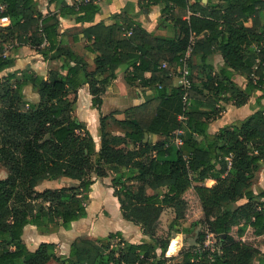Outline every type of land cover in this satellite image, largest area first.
Instances as JSON below:
<instances>
[{"label":"trees","instance_id":"16d2710c","mask_svg":"<svg viewBox=\"0 0 264 264\" xmlns=\"http://www.w3.org/2000/svg\"><path fill=\"white\" fill-rule=\"evenodd\" d=\"M35 1L0 0V19H9L7 25L0 23V71L15 66V58L6 53L9 42L12 49L28 45L45 60L59 61L47 79L29 68L0 78V164L8 172L0 179V264H169L170 237L154 233L163 204L174 209L176 226L185 224L177 233L205 223L222 240L219 252L182 249L178 264H255L256 256L264 264V186H252L264 166V109L215 134L207 130L217 116L216 104L238 107L248 100L230 70L246 76L249 90H264V0H222L227 2L223 6L210 0H140L141 7L164 4L161 32L166 35L132 22L91 24L82 33L86 49L96 55L94 71L64 46L58 16L90 22L99 9L95 0H47L57 13L46 14L35 8ZM191 35L190 105L185 108L171 72ZM215 49L224 65L211 79L207 56ZM120 67L127 84L149 87L153 97L128 108L122 121L99 112L96 151L86 125L73 116L77 90L88 85L92 105L100 111V95ZM105 72L108 77L95 78ZM27 87L38 94L37 104L23 98ZM109 119L123 135L107 130ZM179 130L182 144L177 146L173 137ZM145 133L161 139L144 140ZM106 168L114 173L110 187L122 218L139 226L149 241L130 242L117 252L111 240L122 232L114 231L95 240L76 237L65 256L57 257L52 243L28 249L22 240L26 225L54 232L86 216L91 186L106 176ZM215 172L214 185L201 184ZM58 177L76 184L35 190L40 180ZM237 198L246 202L233 208ZM204 237L198 233L196 242L201 245Z\"/></svg>","mask_w":264,"mask_h":264},{"label":"crops","instance_id":"0c3cea01","mask_svg":"<svg viewBox=\"0 0 264 264\" xmlns=\"http://www.w3.org/2000/svg\"><path fill=\"white\" fill-rule=\"evenodd\" d=\"M65 1L68 4H76L81 0ZM139 1L140 0H95V3L98 5L99 9L90 22L78 21L76 20L75 15H66L64 17L58 16V32L64 34V46L71 49L74 54L86 61L88 71H94L96 67L94 58L96 55L87 50L85 47L87 42L82 33L85 27L98 22H102L105 25H110L113 23L122 25L126 22H132L134 25L140 26L148 32L159 33L163 31L165 27L161 26V21L163 19L161 9L164 7V4H153L141 7L139 6ZM142 1L145 2L146 0ZM188 2H200L206 4L207 0H188ZM210 3H214L219 6L227 4V2L222 0H210ZM34 6L42 14H46L49 10L57 13L53 5H47V0H36ZM161 33V35H166L163 34V32ZM11 49V47L6 46V53L15 58V66L7 70L0 71V78L5 76L10 71H19L24 68H29L35 74L47 79L48 77H51L52 71H56L58 69V60H45L40 53L28 45H22L18 48ZM207 64L213 67V74H211V79H213L215 78L213 77L214 74H216L224 65V60L221 56V53L216 49L213 50V52L207 56ZM230 71L233 74L231 80L241 91L248 94V100L245 104L238 107L232 102H219L216 104L215 107L221 104V108L223 109L219 116H216L209 121L207 127L209 134H215L220 128L225 126H235L244 121L255 111L264 109V90H259L257 88L249 90L247 88L246 76L236 73L232 70ZM125 74V68L120 67L117 77L112 83L105 87L104 92L100 95L102 99L100 111L94 108L92 105V96L89 92L88 85L85 84L77 90L76 102L74 103L73 107V116L77 117L86 125L94 141L96 151H98L100 148V139L97 132L99 125V112L104 115L111 114L114 119L122 121L125 119V111L128 108L138 106L153 97V91L149 87L131 86L127 84L124 78ZM108 76L109 72L97 73L95 78L102 80ZM111 133L114 135H123V130L119 128L117 129V132ZM147 135L150 141L154 140L153 142L161 139L152 134ZM7 174L8 172L6 168L0 164V179L5 178ZM75 184V181L65 177H58L56 179H43L37 183L35 190L42 191L44 189H56L73 186ZM101 184L98 183L97 178H95V181L91 186L89 198L86 200V216L80 218L77 221H73L69 229L66 230L61 227L54 232H43L37 230V228L33 225H26L23 229L22 240L25 242L27 248L30 250H35L40 243H52L54 245V253L57 257H59L60 255H68L70 244L78 236L95 240L104 237L109 232H114L115 230L123 232L122 229L127 228V225L129 224L126 222L129 221H126L122 218L119 210V203L116 197L112 195V188H105V186ZM95 185L97 187V191L95 192H97L96 195L100 202L98 201L94 211L90 213L88 201L94 192L93 189ZM103 195H106L109 200H105ZM107 201H110L113 204V213L108 215L109 218L112 216L113 218H111V220L107 223L109 224L111 222V226L107 225V227L110 226L109 229H106L103 232L102 229L105 227V224L100 219L103 217L102 214L98 216V210L100 207L102 208L105 206ZM113 223H116L115 227L112 226ZM134 228V233L136 232L135 235L139 234L142 238H139L138 241H130L131 243L149 241V239L145 238V235L141 233L139 226ZM179 234L181 235V233ZM181 243V246L184 244H192L188 240L183 239V237H181ZM181 250L182 247L179 248L178 252ZM174 252L175 251H173V253ZM46 264L59 263L55 260H50Z\"/></svg>","mask_w":264,"mask_h":264},{"label":"rangeland","instance_id":"374dc122","mask_svg":"<svg viewBox=\"0 0 264 264\" xmlns=\"http://www.w3.org/2000/svg\"><path fill=\"white\" fill-rule=\"evenodd\" d=\"M12 45H13V43L9 42L6 46L7 47H11ZM23 98L26 101L34 103V104H37L39 102V96L37 95L36 92H34L30 88H26L25 89ZM215 108H216V111H217L216 114H217V116H219V114L222 112V109H223V108H221V104L219 106H216ZM73 114H74V112H73ZM119 128L120 127L112 119H109L107 121V130L108 131L117 132V129H119ZM151 141L153 142L154 140H151ZM94 159L95 158L92 157L93 161H94ZM105 171H106V176L97 178V182L100 183V184L102 183L101 185L105 186V188H106V187H110L111 178L114 175V173L111 172L107 168H106ZM218 176H219V174L217 172L212 173V177L204 180L201 184L210 187V186L215 184V181H216ZM252 183H253L252 186H253L254 189H255V185L264 186V166H262L261 169L256 173V178L252 181ZM100 188H101V186H100ZM93 190H95V187H94ZM104 191H106V190H104ZM147 192L151 193L153 191L150 190V189H147ZM103 196H104L105 200H109L106 197V195H103ZM96 198H97V201H99L97 195H96ZM245 202H246V200L244 198H237L235 200V202L233 203V208H236V207H238L239 205H241V204H243ZM88 203H89L88 205L91 206V204H92V196H90V199H89ZM252 204H253V206L255 208L259 207L258 206V201L252 202ZM106 205L103 206L102 208L100 207L99 210H98V216H100V214H102L103 217H101L100 219L103 221L104 224L106 223L104 225L105 227L102 229L103 232L106 229H109V227H107V225H108L107 223L111 220V218H113V216L111 218L108 217L109 214L113 213V209H112L113 204H112V202L107 201ZM107 207H110V208H107ZM174 216H175L174 209L171 208V207L166 206L165 204H163V209H162V212H161V214L159 216V220H158V223L156 225L155 232H154L155 236L157 238H163V237H167V236L170 237V243L169 244H170V248H171V252L172 253H169V254L167 253V257H169L168 258V263L169 264L182 263L181 252H178L179 248H181V247H182V249H191L192 247H195L198 250H202V251L203 250L204 251L209 250L211 252L218 251L220 249V247L222 245V240L219 239V237L216 234L210 232V228L205 223L199 224L197 227L190 229L187 233L180 232L182 236L179 233L177 234V230L181 231L182 230L181 228L183 226H185V224H183L182 227L181 226L180 227L176 226L174 224V221H173ZM126 223H128L129 225H127L126 229H122V231H123L122 233H125V234H122L121 238H113L111 240V243L113 244V246L117 247L116 248L117 252L119 250H121L122 247H124L126 244L130 243V241H134V240L138 241L139 238H142L141 235H139V234L135 235L136 232L134 233V229H135L134 227H136L137 225H135L134 223H132L130 221L126 222ZM115 225H116V223H113L112 226L115 227ZM115 231H118V230H115ZM198 233H204L205 234L204 242L201 245L196 242ZM181 237H183V239H185V240H188L192 244H184L183 246H181L182 245ZM145 238L149 239L147 236H145ZM173 251H175V252L173 253ZM259 258H260V256H256L255 257V260H254L255 264H258V259Z\"/></svg>","mask_w":264,"mask_h":264},{"label":"built area","instance_id":"2783aa9c","mask_svg":"<svg viewBox=\"0 0 264 264\" xmlns=\"http://www.w3.org/2000/svg\"><path fill=\"white\" fill-rule=\"evenodd\" d=\"M0 23L3 25L9 24V19L7 17H2L0 19ZM131 34V29L126 31V35ZM194 44V37L191 35L189 38L188 46L184 52V54L179 58L178 65L172 69L171 75L174 79L177 80L180 90L182 91L183 97V104L184 107L187 108L190 105V88H191V81H190V69H189V60L192 52V47ZM163 68L167 67L166 63L162 64ZM179 118H183V116H179ZM183 131L179 130L176 131L173 137L174 143L179 146L182 144V135Z\"/></svg>","mask_w":264,"mask_h":264},{"label":"bare ground","instance_id":"6f19581e","mask_svg":"<svg viewBox=\"0 0 264 264\" xmlns=\"http://www.w3.org/2000/svg\"><path fill=\"white\" fill-rule=\"evenodd\" d=\"M95 191H97V187H96V186H95V190H94V192H93V194H92V204H91V206H89V211H90V213L93 212L94 208H95L96 205L98 204V201H97V198H96V194H97V192H95ZM105 224H106V223H105ZM108 225L111 226V222H110ZM110 226H109V227H110Z\"/></svg>","mask_w":264,"mask_h":264},{"label":"water","instance_id":"95a60500","mask_svg":"<svg viewBox=\"0 0 264 264\" xmlns=\"http://www.w3.org/2000/svg\"><path fill=\"white\" fill-rule=\"evenodd\" d=\"M147 137H148V135H147V133H145V137H144V140H146V139H147Z\"/></svg>","mask_w":264,"mask_h":264}]
</instances>
